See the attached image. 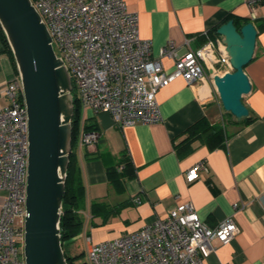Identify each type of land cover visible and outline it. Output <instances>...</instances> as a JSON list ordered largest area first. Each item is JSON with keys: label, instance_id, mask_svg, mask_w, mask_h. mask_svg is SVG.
<instances>
[{"label": "crops", "instance_id": "1", "mask_svg": "<svg viewBox=\"0 0 264 264\" xmlns=\"http://www.w3.org/2000/svg\"><path fill=\"white\" fill-rule=\"evenodd\" d=\"M252 1L123 0L125 9L137 14L140 38L150 42L151 56L159 58L167 72L177 58L203 44L204 32L212 36L228 18L239 21V26L251 22L257 37L253 58L244 68L251 91L242 98L249 120L247 124L234 117L227 120L220 147L210 148L205 138L195 139L188 149L177 147L185 131L201 119L210 126L221 124L225 111L207 77L194 85L176 78L159 89L161 120L155 124L119 127L108 113L81 110L82 125H93L98 133L94 147L81 145L78 139L76 148L85 193L81 232L91 243L139 230L190 202L209 227L230 218L238 228L230 243L212 241L205 264L264 262V3ZM168 42L178 50L177 58L160 57ZM14 76L0 40V87ZM5 104L0 96V108ZM125 160L132 176L116 190L107 172L122 169ZM200 162L204 168L198 179L188 183L186 171ZM5 195L0 190V211Z\"/></svg>", "mask_w": 264, "mask_h": 264}, {"label": "built area", "instance_id": "2", "mask_svg": "<svg viewBox=\"0 0 264 264\" xmlns=\"http://www.w3.org/2000/svg\"><path fill=\"white\" fill-rule=\"evenodd\" d=\"M264 3L254 0L251 3ZM52 39L54 53L65 65L81 110L108 113L119 127L160 122L156 94L176 78L194 85L206 77L232 72L221 36L203 33L195 51L178 57L168 42L161 56L177 58L164 70L151 56V44L141 39L136 13L123 0H31ZM206 70L211 73L207 74ZM6 104L0 108V190L6 193L0 211V264H25L22 255L27 180V117L17 75L0 87ZM80 144L92 148L96 131L83 132ZM200 162L186 171V181L198 179ZM120 169V168H119ZM139 203L138 199H135ZM237 205H235V208ZM238 228L230 218L216 227L202 222L192 203L170 209L139 230L91 243L88 264H205L212 241L225 245ZM264 264V262L262 263Z\"/></svg>", "mask_w": 264, "mask_h": 264}, {"label": "water", "instance_id": "3", "mask_svg": "<svg viewBox=\"0 0 264 264\" xmlns=\"http://www.w3.org/2000/svg\"><path fill=\"white\" fill-rule=\"evenodd\" d=\"M0 29L12 54L27 117V180L22 255L25 264H68L60 219L72 152L73 86L31 0H0ZM233 71L213 76L222 109L249 120L243 96L251 91L244 68L252 60L257 31L251 22L219 26ZM209 73H211L209 71Z\"/></svg>", "mask_w": 264, "mask_h": 264}, {"label": "trees", "instance_id": "4", "mask_svg": "<svg viewBox=\"0 0 264 264\" xmlns=\"http://www.w3.org/2000/svg\"><path fill=\"white\" fill-rule=\"evenodd\" d=\"M233 20L234 23L239 26V21L228 18L226 20ZM217 30V29H216ZM216 30L212 32V35H217ZM0 40L4 45V52L9 56L12 66L15 71V66L12 58V54L8 48L4 34L0 29ZM16 74V71H15ZM73 97V121H72V152L69 157V165L67 168L65 193L63 196L62 214L60 219V236L61 242L74 239L81 231L83 222L80 216V212L84 204V185L81 178V172L77 161L76 148L78 145V139L80 133L87 131H95L93 125H82L81 122V106L79 100L72 94ZM229 114V113H228ZM248 121H241V124H247ZM239 123V124H240ZM225 135V128L222 125L210 126L205 120L194 123L183 134L184 139L177 145V147L185 146L187 149L192 141L197 138H205L210 148L222 146V141ZM123 168L118 170H109L107 172L110 183L119 190L122 187L125 178L131 177L132 168L127 160L122 162ZM65 255V253H64ZM68 264H77L75 258H69L65 255ZM87 264V263H83Z\"/></svg>", "mask_w": 264, "mask_h": 264}, {"label": "rangeland", "instance_id": "5", "mask_svg": "<svg viewBox=\"0 0 264 264\" xmlns=\"http://www.w3.org/2000/svg\"><path fill=\"white\" fill-rule=\"evenodd\" d=\"M213 84V82H212ZM76 90L72 91V94L76 96ZM217 95V94H216ZM217 102L218 105L221 107L220 101L217 96ZM222 111H224L222 109ZM233 117L231 114H228L227 112H222L221 119H220V125H222L224 128L226 127V121L231 119ZM226 129V128H225ZM88 239L83 234V232L79 233L74 239L65 241L62 243V249L65 255L69 258H75V262L77 264H83L87 263V247H88Z\"/></svg>", "mask_w": 264, "mask_h": 264}]
</instances>
